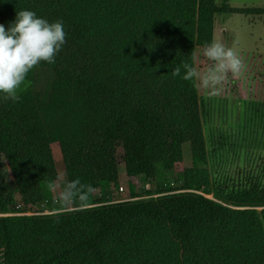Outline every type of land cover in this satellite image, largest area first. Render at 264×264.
Wrapping results in <instances>:
<instances>
[{
    "label": "trees",
    "instance_id": "trees-1",
    "mask_svg": "<svg viewBox=\"0 0 264 264\" xmlns=\"http://www.w3.org/2000/svg\"><path fill=\"white\" fill-rule=\"evenodd\" d=\"M20 10L66 37L18 102L0 93L2 264H264V189L214 188L196 81L172 75L208 42L214 0H0V23ZM54 147L87 210L56 203Z\"/></svg>",
    "mask_w": 264,
    "mask_h": 264
},
{
    "label": "rangeland",
    "instance_id": "rangeland-1",
    "mask_svg": "<svg viewBox=\"0 0 264 264\" xmlns=\"http://www.w3.org/2000/svg\"><path fill=\"white\" fill-rule=\"evenodd\" d=\"M214 5L222 11L213 15L208 42L203 41L195 46L193 65L205 62L202 54L204 47L218 39L238 52L244 61L245 70L239 77L229 75V81L221 94L211 98L196 82L206 148L205 167L217 190H236L251 181H258L259 187L264 189V0H214ZM31 82L26 79L27 86ZM53 157L57 171L56 185L60 191L66 179L56 147L53 148ZM183 162L189 164L186 154ZM143 183L152 195L165 190L163 185L159 186L153 181ZM122 187L106 189L100 195L94 193L93 196L106 198L108 194L124 193L126 188L124 185ZM207 196L211 197L210 194ZM39 206L12 202L11 208L24 207L26 211L8 214L36 213Z\"/></svg>",
    "mask_w": 264,
    "mask_h": 264
},
{
    "label": "clouds",
    "instance_id": "clouds-1",
    "mask_svg": "<svg viewBox=\"0 0 264 264\" xmlns=\"http://www.w3.org/2000/svg\"><path fill=\"white\" fill-rule=\"evenodd\" d=\"M66 33L60 21L49 22L34 11L20 10L15 19L5 28L0 23V93L4 99L18 102V92L27 87L26 78L41 62L54 63L57 52L65 43ZM205 62L202 65L183 63L173 68V77L196 81L209 98L221 94L229 81V75L239 77L245 64L238 52L214 39L203 49ZM92 188L81 184L79 179L63 182L56 197L61 210L77 204L87 210V201Z\"/></svg>",
    "mask_w": 264,
    "mask_h": 264
}]
</instances>
